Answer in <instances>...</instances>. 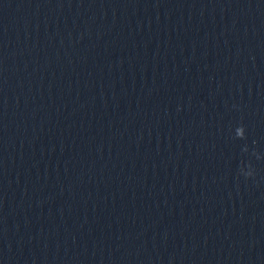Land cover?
<instances>
[{"label":"water","instance_id":"water-1","mask_svg":"<svg viewBox=\"0 0 264 264\" xmlns=\"http://www.w3.org/2000/svg\"><path fill=\"white\" fill-rule=\"evenodd\" d=\"M0 264H264V0H0Z\"/></svg>","mask_w":264,"mask_h":264}]
</instances>
